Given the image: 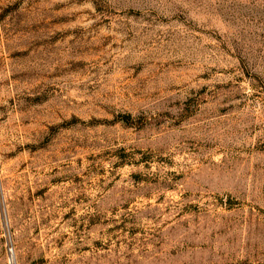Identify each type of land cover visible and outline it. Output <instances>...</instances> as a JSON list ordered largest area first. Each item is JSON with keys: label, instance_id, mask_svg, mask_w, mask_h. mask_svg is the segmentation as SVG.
Returning <instances> with one entry per match:
<instances>
[{"label": "rangeland", "instance_id": "1", "mask_svg": "<svg viewBox=\"0 0 264 264\" xmlns=\"http://www.w3.org/2000/svg\"><path fill=\"white\" fill-rule=\"evenodd\" d=\"M0 264H264V0H0Z\"/></svg>", "mask_w": 264, "mask_h": 264}]
</instances>
